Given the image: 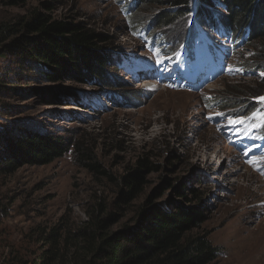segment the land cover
Wrapping results in <instances>:
<instances>
[{"label": "trees", "instance_id": "16d2710c", "mask_svg": "<svg viewBox=\"0 0 264 264\" xmlns=\"http://www.w3.org/2000/svg\"><path fill=\"white\" fill-rule=\"evenodd\" d=\"M127 33L144 40L150 60L175 68L186 84L166 85L168 90L204 93L209 78L223 71L226 51L253 50L236 68L256 75L251 85H226L218 96L203 98L205 112L230 124L241 121L255 129L254 140L264 139V0H113ZM43 7L50 11L52 4ZM158 14L149 19L152 12ZM229 48L223 47V43ZM113 38L84 21L55 19L31 11L11 21H0V100L11 96L38 95L46 105L65 99L81 108L82 89L103 90L116 106L128 105L132 94L119 92L127 82L117 79L126 65ZM201 75L197 84L193 82ZM71 81L80 92L63 89L44 92L33 86L40 82ZM132 93V94H131ZM147 94H141L145 97ZM130 105V104H129ZM133 105V106H136ZM4 109L0 107V119ZM74 153L78 165L116 187L113 210L98 203L86 221L68 227L61 219L53 226L31 230L29 256L13 253L8 264H214L219 250L203 226L210 216L206 194L181 185L169 186L171 198L156 190L141 199L145 177L157 165L139 158L116 176L97 159L94 149L31 128L0 127V177L24 166H44ZM131 217L118 228L126 211ZM123 207V208H122Z\"/></svg>", "mask_w": 264, "mask_h": 264}, {"label": "rangeland", "instance_id": "374dc122", "mask_svg": "<svg viewBox=\"0 0 264 264\" xmlns=\"http://www.w3.org/2000/svg\"><path fill=\"white\" fill-rule=\"evenodd\" d=\"M45 2L52 4L50 11L43 7ZM33 10L55 19L87 22L113 38L127 53V64L116 76L127 84L115 89L142 90L131 93L140 98L139 104L129 98L130 105L116 106L103 90L86 87L81 108L67 99L53 106L38 95L11 96L0 100L4 109L0 127H26L82 143L94 149L114 176L139 158L148 159L159 168L145 177L141 199L158 190L167 200L173 195L169 186L178 184L185 191L205 193L210 216L203 228L219 250L214 264H264V139L254 140V127L241 121H209L206 116L213 118L216 111L203 108V98L220 95L224 86L251 85L256 75L261 76L236 68L253 50L226 51V68L206 82L204 93L172 91L166 85L185 83L176 65L150 60L147 43L127 33L113 0H0V21ZM158 12L149 14V19ZM223 47L230 46L224 42ZM33 86L44 92H80L78 83L66 80ZM73 154L0 177V264H8L13 253L30 255L28 236L35 228L47 229L61 219L72 228L86 221L98 203L113 210L116 187L78 165ZM131 206L115 211L120 219L112 229L131 217Z\"/></svg>", "mask_w": 264, "mask_h": 264}, {"label": "bare ground", "instance_id": "6f19581e", "mask_svg": "<svg viewBox=\"0 0 264 264\" xmlns=\"http://www.w3.org/2000/svg\"><path fill=\"white\" fill-rule=\"evenodd\" d=\"M250 250V249H249ZM249 252V251H248Z\"/></svg>", "mask_w": 264, "mask_h": 264}]
</instances>
